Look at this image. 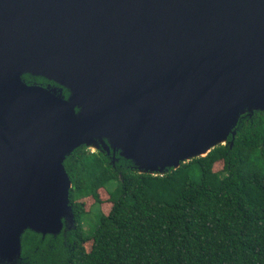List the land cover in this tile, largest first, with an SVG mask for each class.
Masks as SVG:
<instances>
[{
	"label": "water",
	"instance_id": "water-1",
	"mask_svg": "<svg viewBox=\"0 0 264 264\" xmlns=\"http://www.w3.org/2000/svg\"><path fill=\"white\" fill-rule=\"evenodd\" d=\"M254 111L264 0H0V264L76 227V148L163 175Z\"/></svg>",
	"mask_w": 264,
	"mask_h": 264
},
{
	"label": "trees",
	"instance_id": "trees-1",
	"mask_svg": "<svg viewBox=\"0 0 264 264\" xmlns=\"http://www.w3.org/2000/svg\"><path fill=\"white\" fill-rule=\"evenodd\" d=\"M233 143L163 175L76 148L64 160L75 228L26 230L24 264H264V112L240 117ZM95 208L85 233L83 217Z\"/></svg>",
	"mask_w": 264,
	"mask_h": 264
},
{
	"label": "rangeland",
	"instance_id": "rangeland-1",
	"mask_svg": "<svg viewBox=\"0 0 264 264\" xmlns=\"http://www.w3.org/2000/svg\"><path fill=\"white\" fill-rule=\"evenodd\" d=\"M96 213L97 211L95 208H91L90 212L83 217V229L86 234L89 233V229H91L97 221Z\"/></svg>",
	"mask_w": 264,
	"mask_h": 264
}]
</instances>
